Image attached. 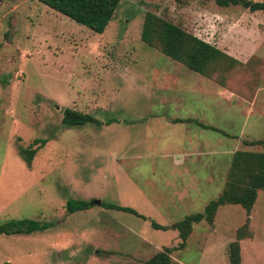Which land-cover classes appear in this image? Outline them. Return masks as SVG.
<instances>
[{"label":"rangeland","instance_id":"374dc122","mask_svg":"<svg viewBox=\"0 0 264 264\" xmlns=\"http://www.w3.org/2000/svg\"><path fill=\"white\" fill-rule=\"evenodd\" d=\"M262 2L263 0H249ZM236 59L198 75L144 44L145 13ZM97 123L62 124L64 109ZM213 129V130H211ZM47 139L28 164L19 148ZM264 13L216 0H120L102 34L35 0H0V224L51 223L0 235V264H264V191L249 214L177 224L221 194L235 151L264 153ZM90 204L68 214L66 202ZM102 203L133 209L135 215ZM151 223L156 225L154 228Z\"/></svg>","mask_w":264,"mask_h":264},{"label":"trees","instance_id":"16d2710c","mask_svg":"<svg viewBox=\"0 0 264 264\" xmlns=\"http://www.w3.org/2000/svg\"><path fill=\"white\" fill-rule=\"evenodd\" d=\"M50 10L66 17L70 21L86 27L95 34H102L113 18L120 0H35ZM221 6L240 5L250 12L264 13V0L252 2L249 0H216ZM140 40L158 49L164 56L178 62L190 71L210 77L213 72H228L240 63L218 48L198 39L178 26L161 19L153 13H145L140 33ZM88 123H97L90 115L64 109L62 124L66 127H80ZM213 130V129H211ZM48 142L47 139H35L28 147L19 148V153L30 164L38 150ZM264 145V141L251 143ZM264 191V153L235 151L232 156L226 183L221 194L214 201L208 203L203 213L186 217L177 224L182 240L189 235L191 224L202 220L212 223L215 212L225 205H239L249 214L258 191ZM89 204L80 200H68L66 212L85 210ZM105 209L116 210L145 219L131 208L102 203ZM151 225L156 228L154 223ZM247 222L236 231L235 241L228 248L229 264H240L239 242L247 231ZM52 227L51 223L20 219L9 220L0 224V235H31L44 232ZM2 264H10L4 262ZM141 264H171L165 252H159Z\"/></svg>","mask_w":264,"mask_h":264},{"label":"water","instance_id":"95a60500","mask_svg":"<svg viewBox=\"0 0 264 264\" xmlns=\"http://www.w3.org/2000/svg\"><path fill=\"white\" fill-rule=\"evenodd\" d=\"M89 205H100L99 200H93Z\"/></svg>","mask_w":264,"mask_h":264}]
</instances>
